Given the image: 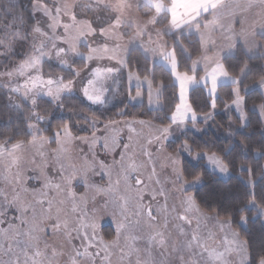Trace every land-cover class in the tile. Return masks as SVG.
Here are the masks:
<instances>
[{"label":"snow or ice","instance_id":"6c2138e0","mask_svg":"<svg viewBox=\"0 0 264 264\" xmlns=\"http://www.w3.org/2000/svg\"><path fill=\"white\" fill-rule=\"evenodd\" d=\"M0 264H264V0H0Z\"/></svg>","mask_w":264,"mask_h":264}]
</instances>
